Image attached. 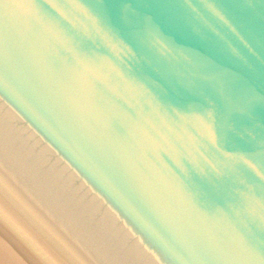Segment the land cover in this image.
I'll use <instances>...</instances> for the list:
<instances>
[{
  "label": "water",
  "instance_id": "95a60500",
  "mask_svg": "<svg viewBox=\"0 0 264 264\" xmlns=\"http://www.w3.org/2000/svg\"><path fill=\"white\" fill-rule=\"evenodd\" d=\"M0 174L91 264H264V0H0Z\"/></svg>",
  "mask_w": 264,
  "mask_h": 264
},
{
  "label": "rangeland",
  "instance_id": "374dc122",
  "mask_svg": "<svg viewBox=\"0 0 264 264\" xmlns=\"http://www.w3.org/2000/svg\"><path fill=\"white\" fill-rule=\"evenodd\" d=\"M2 179L5 184V177ZM3 183L0 180L1 249L26 264L41 263L42 258L47 264H91L48 227L44 219L38 218L39 213L28 207L19 192L12 188L11 191Z\"/></svg>",
  "mask_w": 264,
  "mask_h": 264
},
{
  "label": "bare ground",
  "instance_id": "6f19581e",
  "mask_svg": "<svg viewBox=\"0 0 264 264\" xmlns=\"http://www.w3.org/2000/svg\"><path fill=\"white\" fill-rule=\"evenodd\" d=\"M40 262L41 263H38V264H47L45 260H43V258H42V261L40 260ZM0 264H26V263L19 261L16 258H11L10 253L4 249H1L0 247Z\"/></svg>",
  "mask_w": 264,
  "mask_h": 264
}]
</instances>
